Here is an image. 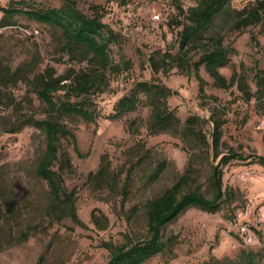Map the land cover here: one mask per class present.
<instances>
[{"label":"rangeland","instance_id":"374dc122","mask_svg":"<svg viewBox=\"0 0 264 264\" xmlns=\"http://www.w3.org/2000/svg\"><path fill=\"white\" fill-rule=\"evenodd\" d=\"M71 1L79 11L97 14L105 23L101 34L108 40L109 59L104 81L85 96L92 120L61 117L76 135L77 150L64 141L71 167L63 168V175L65 187L74 192L80 223L72 216L55 220L46 213L48 187L35 171L44 150L42 131L29 125L8 131L23 115H44L33 73L19 71L15 83L0 85L7 95L0 106V199L6 210L0 226V264H35L40 255L42 264H106L114 245L149 237L146 202L186 171L191 152L195 153L191 188L211 196L210 149L190 133L186 135V119L193 115L199 116L194 126L208 142L213 120L220 121V153L236 151L247 158L222 164L223 187L231 198L215 212L195 207L181 212L161 229L166 249L142 264H239L246 256L264 264V163L256 157L264 156V95L256 92L257 76L264 74V22L242 29L233 26L255 0H228L186 55L193 64L214 47L213 39L221 38L229 62L219 71L227 79L235 75L228 87L218 84L204 64L190 75L176 64L178 32L187 21L184 12L200 0ZM69 4L65 0H0V18L2 8L18 9L7 12L9 24L0 26L1 65L10 72L52 68L54 76L69 79L100 70L95 60L62 49L65 38L59 26L26 12ZM154 14L159 19L154 20ZM236 77L243 78L250 97L243 94ZM140 80L170 89L165 101L177 119L171 128L150 131L151 96L143 92L137 93L134 110L115 115L118 98ZM160 161L166 166L152 178ZM104 165L113 176L111 186L89 176ZM92 212L98 224L92 221Z\"/></svg>","mask_w":264,"mask_h":264},{"label":"trees","instance_id":"16d2710c","mask_svg":"<svg viewBox=\"0 0 264 264\" xmlns=\"http://www.w3.org/2000/svg\"><path fill=\"white\" fill-rule=\"evenodd\" d=\"M65 1L70 3L66 8H30L26 12L41 22L59 26L65 38L62 49L71 54L78 52L84 59L95 60L101 69L94 72H82L80 75L69 79V77L63 75L54 76L52 68L41 71H34L32 68L27 70L17 68L10 72V69L4 68L0 63V85L4 86L9 82L15 83L19 71L33 73L35 91L44 105V115L42 117L23 115L19 123L13 125L8 131L11 133L16 132L28 125L35 126L42 131L44 134V150L38 157L35 171L38 176L45 180L48 187L50 201L47 204L46 213L55 220L72 216L80 223L76 213L74 192L65 187L63 175V168L71 167L70 158L64 149V141L71 142L73 148L77 150L76 135L61 117L63 115L79 116L85 120H92L93 114L85 105L87 102L85 96L98 88L105 79V69L109 63L108 40L101 34L105 23L101 21L99 15L88 16L79 11L71 0ZM227 1L200 0L196 6L184 12L187 21L182 23V28L178 32L179 50L176 63L180 70L185 68L187 75H190L192 70L198 67L199 64H204L208 73L223 87H228L234 83L235 75L233 74L227 79L219 71L220 67L226 66L229 62L226 50L221 44V38L213 39L211 42L215 44L214 47L210 49L207 47L208 49L201 53L199 59L193 64L187 60L186 55L197 46L196 41ZM92 7L94 9L98 8L97 5ZM16 10L18 9L13 6L2 8L4 14L0 18V26L9 24L5 19V14ZM259 22H264V0H255V3L234 22L233 26L235 29H242ZM177 23H180V21ZM209 45L210 43L207 44V46ZM112 66L118 70L115 65ZM129 66L130 64L127 61V67ZM236 78L243 94L250 97L252 93L248 90L243 78ZM138 92L151 96L152 119L149 128L152 133L171 128L177 123L175 114L168 109L165 101L166 96L170 94V89L148 80L137 81L132 91L118 98L114 105L115 115L134 110L139 101ZM256 92L264 95V74L257 76ZM72 96L80 97L82 100L72 101ZM5 99H7V95L0 91V106L5 104ZM198 118L199 116L193 115L186 119V135L190 133L200 144L207 146L208 152L210 149L209 155L213 160L210 174L211 196H206L198 189L191 188V183L194 181L192 172L195 156V153L191 152L186 171L162 194L152 197L146 202L149 237L130 244L114 245L110 250V256L106 264H142L156 253L166 249L167 242L162 239L161 229L164 225L176 219L181 212L189 207L215 212L221 208L226 199L231 198V192L223 187L222 164L232 159H246L247 156H243L236 151L220 153L218 151L220 121L213 120L211 141L208 142L205 134L194 126ZM256 157L261 163H264V156L257 155ZM165 166L166 162L160 161L152 172V178L158 177ZM89 176L102 181L108 186L113 184V176L109 175L108 167L105 165L101 166L96 173L90 172ZM123 192H125V189ZM3 205L4 200L0 199V226L5 210ZM7 207L10 208L9 203ZM91 219L95 224L99 223V218L95 215V212L91 213ZM22 234L23 238L26 237L24 232ZM43 261L44 256L40 255L35 264H42ZM239 264H255V261L252 257L246 256Z\"/></svg>","mask_w":264,"mask_h":264},{"label":"built area","instance_id":"2783aa9c","mask_svg":"<svg viewBox=\"0 0 264 264\" xmlns=\"http://www.w3.org/2000/svg\"><path fill=\"white\" fill-rule=\"evenodd\" d=\"M152 18H153L154 20L159 19V14H154V15L152 16Z\"/></svg>","mask_w":264,"mask_h":264}]
</instances>
